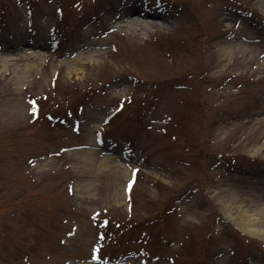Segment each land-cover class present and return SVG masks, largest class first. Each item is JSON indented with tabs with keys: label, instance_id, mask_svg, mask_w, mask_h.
<instances>
[{
	"label": "rangeland",
	"instance_id": "rangeland-1",
	"mask_svg": "<svg viewBox=\"0 0 264 264\" xmlns=\"http://www.w3.org/2000/svg\"><path fill=\"white\" fill-rule=\"evenodd\" d=\"M263 144L264 0H0V264H264Z\"/></svg>",
	"mask_w": 264,
	"mask_h": 264
},
{
	"label": "bare ground",
	"instance_id": "bare-ground-1",
	"mask_svg": "<svg viewBox=\"0 0 264 264\" xmlns=\"http://www.w3.org/2000/svg\"><path fill=\"white\" fill-rule=\"evenodd\" d=\"M135 17H137V18H135L134 19V17H132V19H129L131 22H133V21H137L138 23H140V22H142V19H144V18H149V19H162L161 18V16L159 15V14H157V13H155V12H153V11H151V12H147V11H144V10H142V9H138V8H136V11H135ZM129 21V22H130ZM152 25H154V24H152ZM226 40L228 41V44H230L231 42H233V41H235V38L234 37H228V38H226ZM104 44H107L106 42H104V41H102L101 43H100V45L101 46H103ZM259 47V45L257 44V42L256 41H254V40H252V39H247L246 41L244 40L243 41V43H242V50H241V55H240V57H244L246 54H248V58L247 59H243L242 61H241V64H243V65H245V66H249V64H250V62H252L253 60H254V58H253V53H252V51L254 50V49H256V48H258ZM235 49L236 48H233V46H227V47H222V48H220V49H218L217 50V54H218V63L219 64H227L226 63V56H227V53H229V52H232V53H234L235 52ZM83 54H87V51L86 52H84ZM83 54H82V56H83ZM73 65H75V66H77V67H80L81 66V63H80V61H79V59L77 58L76 59V61L73 63ZM237 65H239V64H237ZM236 65V66H237ZM236 66H234V64L232 65H230L229 67L231 68V69H234ZM264 145V144H263ZM242 225V224H241ZM251 226V228H243V230L247 233V234H249V235H255V234H258V232H257V229L255 228V227H253L252 225H250ZM257 233H256V232ZM264 239V238H263Z\"/></svg>",
	"mask_w": 264,
	"mask_h": 264
}]
</instances>
